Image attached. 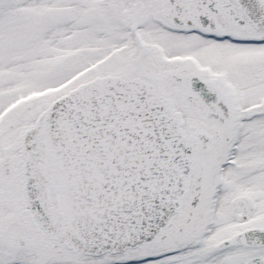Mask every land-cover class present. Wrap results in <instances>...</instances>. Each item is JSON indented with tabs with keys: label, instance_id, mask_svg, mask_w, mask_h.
I'll return each instance as SVG.
<instances>
[{
	"label": "snow or ice",
	"instance_id": "1",
	"mask_svg": "<svg viewBox=\"0 0 264 264\" xmlns=\"http://www.w3.org/2000/svg\"><path fill=\"white\" fill-rule=\"evenodd\" d=\"M0 264H264V0H0Z\"/></svg>",
	"mask_w": 264,
	"mask_h": 264
}]
</instances>
